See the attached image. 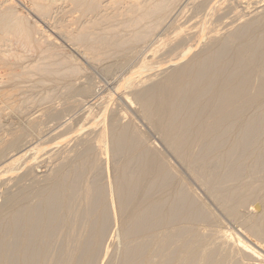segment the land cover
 <instances>
[{"label":"bare ground","instance_id":"obj_1","mask_svg":"<svg viewBox=\"0 0 264 264\" xmlns=\"http://www.w3.org/2000/svg\"><path fill=\"white\" fill-rule=\"evenodd\" d=\"M73 3L89 11L96 7L83 0ZM161 4L140 17L150 20L162 13ZM92 34L85 29L77 37L71 33L89 52L125 45ZM148 35L130 36L141 40ZM195 45L168 64L178 65ZM203 48L163 81L136 93L144 119L180 172L137 131L111 123L116 199H107L97 179L87 180L88 171L100 170L89 145L70 173L60 169L48 186L36 189L35 205L25 206L28 189L0 207V264H114L110 249L118 220L125 241L119 264H264V204L262 214L248 222L247 241L238 236L235 247H223L218 237L192 226L209 218L189 184L200 183L231 218L264 194V18ZM257 209L255 204L251 211Z\"/></svg>","mask_w":264,"mask_h":264},{"label":"rangeland","instance_id":"obj_2","mask_svg":"<svg viewBox=\"0 0 264 264\" xmlns=\"http://www.w3.org/2000/svg\"><path fill=\"white\" fill-rule=\"evenodd\" d=\"M83 1L96 7L90 12L87 6L76 7L74 0H0V207L28 189L32 193L25 206L35 205L36 191L48 186L58 170L68 174L89 145L100 170L88 171L86 178L97 179L106 187L107 199H116L117 161L109 149L111 123L137 131L151 150L180 172L169 149L144 119L136 93L163 81L210 42L224 40L264 18V0H160L164 9L150 20L142 19V14L159 0ZM81 29L93 33V38L103 35L113 38L111 44L122 41L125 45L89 52L74 39ZM146 32L149 35L141 40L130 36ZM194 44L190 56L173 67L168 64ZM189 184L197 206L209 218L207 223L196 221L194 229L218 237L223 247H235L238 236L247 241L248 222L262 214L264 194L242 208L240 218H231L200 183ZM255 204L258 209L253 212ZM8 212L3 215L7 217ZM119 228L118 220L110 249L114 264H119L124 252Z\"/></svg>","mask_w":264,"mask_h":264}]
</instances>
